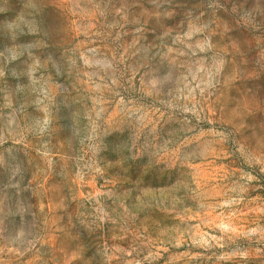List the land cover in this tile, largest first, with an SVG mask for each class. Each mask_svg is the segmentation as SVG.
Wrapping results in <instances>:
<instances>
[{
    "label": "rangeland",
    "instance_id": "374dc122",
    "mask_svg": "<svg viewBox=\"0 0 264 264\" xmlns=\"http://www.w3.org/2000/svg\"><path fill=\"white\" fill-rule=\"evenodd\" d=\"M0 264H264V0H0Z\"/></svg>",
    "mask_w": 264,
    "mask_h": 264
}]
</instances>
